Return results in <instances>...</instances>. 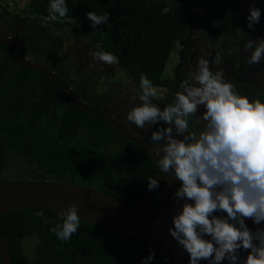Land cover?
I'll return each instance as SVG.
<instances>
[{
  "label": "trees",
  "instance_id": "obj_1",
  "mask_svg": "<svg viewBox=\"0 0 264 264\" xmlns=\"http://www.w3.org/2000/svg\"><path fill=\"white\" fill-rule=\"evenodd\" d=\"M51 0H27L23 12L35 21L60 26L63 19L70 18L74 33L85 41L96 45L102 52L118 57L117 64L121 71L139 88L140 77L146 75L153 86H161L168 91H179V85L189 80L184 69L187 46L188 21L185 11L201 10L199 21L211 42L221 37L236 38L246 26L243 15L239 13L236 0H65L68 12L65 17L50 18ZM264 9V0H261ZM169 7L167 14L162 9ZM108 15V22L91 26L87 12ZM264 33V17L262 20ZM179 49V60L173 67L172 76H163V69L174 44ZM2 58L12 60L15 67L5 77V89L9 95H26L32 88L35 94L26 106L23 128L39 129L43 114L56 108L60 119L56 127V138L64 146L69 145L79 136L90 148L101 149L106 143L113 144V150L106 154L109 174L101 182L102 191L138 206L149 191L148 177L155 178L158 170L154 162L134 142L130 141L113 126L100 118L72 106L62 87L44 74L20 65L14 58V43L0 45ZM93 72L80 75V85L90 81ZM236 92L250 100L264 102V90L257 91L247 82L234 84ZM114 90H102L97 96L99 107L110 99ZM173 102L164 99L158 102L163 108ZM190 119V130H195ZM156 130L148 129L147 136ZM18 141L9 132L0 133V169L9 150L19 149L29 158L40 161L44 152H36ZM46 153V152H45ZM65 166L51 168L49 173L62 176L59 168L73 173L77 169L80 183H84L87 159ZM91 161V160H90ZM5 182V181H1ZM70 182V181H69ZM180 183V182H179ZM43 212V216L36 213ZM61 213L45 208H19L0 215V234L5 240L13 264H143V259L150 250L155 251L151 264H177L159 251L132 238L101 228L80 220L76 233L68 241L60 240L51 229L62 225ZM28 236L36 239L33 244L34 260H29L23 252L21 241ZM1 264V261H0Z\"/></svg>",
  "mask_w": 264,
  "mask_h": 264
},
{
  "label": "clouds",
  "instance_id": "obj_2",
  "mask_svg": "<svg viewBox=\"0 0 264 264\" xmlns=\"http://www.w3.org/2000/svg\"><path fill=\"white\" fill-rule=\"evenodd\" d=\"M169 11L165 7L162 14ZM49 12L53 21L65 17V0H51ZM86 15L93 28L108 22L109 14ZM260 16L261 9L250 7L247 26L253 28ZM243 48L251 50L245 57L248 65L264 60V39H249ZM92 58L110 66L119 63L108 52L94 51ZM221 62L220 54L211 61ZM209 63L199 59L190 80L180 83L182 91L163 108L153 103L157 90L142 75L139 103L128 112L127 121L141 130L155 127L148 139L159 170L169 182H180L173 196L180 208L169 233L189 254V264H240L241 250L248 253L243 264H264V227L253 231L246 223L264 224V102L238 94L223 70L213 72ZM200 106L204 111L198 115ZM192 118L199 131L190 130ZM147 187L158 188L159 178L148 177ZM61 218L62 225L51 231L68 241L80 225L77 204L70 203ZM154 257L150 250L143 264H151Z\"/></svg>",
  "mask_w": 264,
  "mask_h": 264
},
{
  "label": "rangeland",
  "instance_id": "obj_3",
  "mask_svg": "<svg viewBox=\"0 0 264 264\" xmlns=\"http://www.w3.org/2000/svg\"><path fill=\"white\" fill-rule=\"evenodd\" d=\"M239 5V13L244 16L246 26L240 31L236 38L221 37L217 42H211L207 39L205 30L199 21L198 15L201 14V10L194 9L193 11H185V16L188 21L187 30V46H186V72L189 74L196 69V65L199 59L204 58L209 60L210 69L215 72L217 70H223L224 78L226 81L231 82L233 85L237 82H247L251 84L257 91L264 90V60L259 65H248L245 57L250 56L251 50L245 51L243 48L244 42L249 39H264V33L262 30V20L264 17V9L261 0H236ZM27 0H0V4L6 6L9 13L17 15L16 19L7 20L4 18V14L0 13V38L4 36L5 32L15 30L21 32V28L25 30V22L27 19L32 18L30 15L22 12ZM1 6V5H0ZM250 7H257L261 9L260 21L254 24L253 28H249L247 17L249 15ZM71 22L70 18L63 19L60 26H54L49 28L47 23L34 21L32 22L37 34L29 35L21 32L23 37H27L29 45L26 47L27 53L30 54L31 58L35 61L43 62L48 67L56 66L54 61L58 62L59 55L63 56L64 64L57 67V72L64 77L68 83H75L77 78L72 73L68 75L67 65H74L77 61L82 64L76 70V72H84L87 70L89 65L95 63L92 58V52L101 51L98 46H90L84 40L77 37L71 28V25L67 24ZM11 32V31H10ZM24 32V31H23ZM55 46L59 47L55 54ZM180 45L175 43L169 52L167 61L163 69V76H172L173 67L179 60V49ZM102 52V51H101ZM220 54L222 62L219 65L212 64L211 61L214 57ZM33 55V56H32ZM77 63V64H78ZM92 63V64H90ZM98 65V64H96ZM110 66V65H108ZM110 72L108 71V79L106 81V88H112L117 93L118 91L126 92V86L124 80H129L126 75L120 73L117 65H111ZM77 68V67H76ZM118 68V72L121 74L122 80L119 86L111 81V71ZM104 70V66L101 67ZM99 70V68H98ZM5 71L3 66H0V76ZM115 73V72H113ZM118 73V74H119ZM127 82V81H126ZM101 82L98 84H87L77 95V98L83 102L89 99H93L96 94L105 88ZM157 90V97L154 98L156 104L164 99L174 100L175 93L169 92L164 87L154 86ZM72 88L75 86L72 85ZM182 91V90H181ZM120 93L115 94L114 101L121 97ZM4 95L0 89V133L9 132L10 136L18 141L17 146L25 145L28 148L33 147L39 148L41 153L44 152L40 161L33 159L29 161L24 158V155L19 149L9 150L3 159V164L0 169V180L1 181H22V180H64L75 183L83 184L94 189L102 190L101 182L109 174V169L106 164V154L113 150V144L106 143L101 149H92L83 141L81 136L77 137L75 141L69 145L64 146L55 137L54 122L48 119V123L45 122L43 129L38 131L25 130L23 128V103L19 100H15L11 103L3 101ZM114 101L109 102L103 111L111 113L112 109L118 108V104ZM113 104V105H111ZM15 108L14 112L7 113L4 109ZM204 111L203 106L198 109V115ZM57 119V115H55ZM125 117V116H124ZM124 119L122 114L118 115L117 119ZM125 121V120H124ZM132 127V126H131ZM136 127V126H135ZM132 129H135L132 127ZM145 131V130H143ZM46 152V153H45ZM85 156L87 159L86 163V176H84L86 182L80 183V174L77 173V169L73 173L67 172L66 169L59 168L53 171H62V176H56L55 174L49 173L48 170L59 166H67L70 163H74L76 160L82 161L81 157ZM91 160V161H90ZM155 178H159V187L154 190H149L145 199L141 205L149 208L155 212L159 218L172 223L173 216L177 213L179 208L175 205L174 200L167 192L165 184L159 174H156ZM176 184L178 181H175ZM247 225L250 229L255 231L257 228L252 224L251 220H246ZM264 227V224L260 225ZM36 239L34 236H28L22 239L21 245L24 254L29 260H34L35 256L33 253V244ZM246 251L242 250L245 258L247 257Z\"/></svg>",
  "mask_w": 264,
  "mask_h": 264
},
{
  "label": "water",
  "instance_id": "obj_4",
  "mask_svg": "<svg viewBox=\"0 0 264 264\" xmlns=\"http://www.w3.org/2000/svg\"><path fill=\"white\" fill-rule=\"evenodd\" d=\"M4 43H15L17 45L16 61L22 66L44 74L59 84L72 106L107 122L141 148L156 165L158 173L166 182L173 198L177 188L174 182H169V177L163 176L160 172L155 154L148 142L136 136L134 132L111 115L75 97L70 86L58 74L35 61L26 59L24 57V43L20 38H0V44ZM73 202L78 206L80 220L141 242L169 257L177 264H189V254L177 244L169 233L172 223L151 214L139 205L133 206L102 190L71 183L67 179L60 181L22 180L0 183V215L19 208H45L62 213L66 212L69 204ZM178 206L180 207V205ZM239 255L240 264H243L246 258L242 250ZM0 261L1 264H13L7 244L1 234ZM200 264H208V262L201 261ZM223 264H229V262L225 260Z\"/></svg>",
  "mask_w": 264,
  "mask_h": 264
},
{
  "label": "flooded vegetation",
  "instance_id": "obj_5",
  "mask_svg": "<svg viewBox=\"0 0 264 264\" xmlns=\"http://www.w3.org/2000/svg\"><path fill=\"white\" fill-rule=\"evenodd\" d=\"M1 6H0V13L2 12L3 14H4V18H7V20H13V19H16L17 18V15L16 14H13V13H9V11L8 10H6V9H8L6 6H4V5H2V4H0ZM23 12V11H22ZM27 15V14H26ZM35 20H33V19H31V18H29V19H27V21L25 22V25H26V28H25V30H23V28H21V32L22 33H24V34H29V35H35V34H37V31L35 30V28H34V26H33V24H32V22H34ZM40 22V21H39ZM44 23V22H43ZM47 25H48V27L49 28H52V27H54V25H52V24H49V23H47ZM11 31V32H10ZM10 31H8V32H5V33H3V34H5L4 36H2V38H10V37H18V38H20L22 41H23V43H24V47H25V52H24V57L26 58V59H29V60H31V61H35L34 59H32L31 58V56H30V54L29 53H27V51H26V47L29 45V40L27 39V37H23L22 35H21V32L20 31H16L15 32V30H10ZM24 31V32H23ZM76 35V34H75ZM77 36V35H76ZM77 37H79V36H77ZM1 38V39H2ZM80 39H82V40H84L82 37H80ZM85 41V40H84ZM88 45H90V46H92V47H94L95 45H92L91 43H89V42H87V41H85ZM4 44H9V43H4ZM4 44H0V45H4ZM15 44V43H14ZM16 45V44H15ZM60 48L59 47H57V46H55V54H59V53H57L58 52V50H59ZM16 51H17V45H16V50H15V54H14V58H15V60H16ZM2 56H3V52H2V50H0V66H3L4 68H5V71L1 74V76H0V89H1V91H2V94L4 95V99H3V101H8V103H11V102H13V101H15V100H19V101H21V103H23V112H21L20 114H21V116H23V122H22V125H23V123H24V119H25V116H26V114H25V111H26V109H28V108H26V106L29 104V102H30V100L32 99V97L34 96V94H35V90H33L32 88L27 92V94L26 95H9L8 93H7V91H6V89H5V86H6V81H5V77L7 76L6 74L7 73H9L10 71H11V69L12 68H14L15 67V64H14V62L12 61V60H10L9 62H7L6 60H4L3 58H2ZM33 56V55H32ZM58 58H59V61L58 62H56V61H54V65H56V66H54V68L53 67H48V65H46V63H44V61L42 62H37V61H35V62H37V63H39L40 65H42V66H44V67H46V68H48V69H50V70H52L54 73H56V74H58V76H60L64 81H65V79H64V77L60 74V72L58 71H56L57 70V67H59V65H62V64H64V59H63V56L62 55H59L58 56ZM180 59V58H179ZM17 62V61H16ZM18 63V62H17ZM78 62L77 61H75L74 62V65H67V67H66V69H67V72H68V75H71L73 72V74L75 75V78H77V80H76V82L75 83H68L67 81H65L69 86H70V88H71V90H72V93H73V95L75 96V97H77V95H78V93L84 88V87H87V84H89V83H92V84H98V82H101L102 83V85L105 87V85H106V81H107V79H108V71L110 72V70H112L111 69V67L112 66H108L107 64H105V63H103V62H100V61H96L95 60V63L96 64H98V65H96V64H92V63H90V64H92V65H89V67H87V70L86 71H84V72H76V70H78V68L80 67V66H82V64H77ZM117 65V64H116ZM186 62H185V58H184V69L186 70ZM102 66H104V70L103 69H101V67ZM118 66V65H117ZM77 67V68H76ZM98 68H99V70H98ZM118 68H119V66H118ZM118 68H115V70H113V71H111V75L110 76H112V78H111V81L113 82V83H115V84H117L118 86H119V83H120V81L122 80V77H121V74L120 73H122L123 75H125L122 71H121V69L119 68V71H120V73L118 72ZM34 70V69H33ZM91 72H93V77H92V79L90 80V81H86L85 82V84L84 85H80L79 83H80V75L81 74H83V73H91ZM113 72H115V73H113ZM119 73V74H118ZM105 77H107V79L106 80H104V78ZM127 77V76H126ZM128 78V77H127ZM189 80H190V76H189ZM127 81V82H126ZM124 82H125V90H126V92H122V89H120L121 91H118L117 93L116 92H114V94H113V96L110 98V99H108V100H106L105 102H103V104L101 105V106H99L98 108L97 107H95V106H97L98 104H97V102H96V100H97V96H98V94L102 91V90H113L112 88L110 89V88H104V89H102V90H100L97 94H96V96L93 98V99H89V100H87L86 101V103L88 104V105H90V106H93V107H95V108H97V109H100V110H102L103 111V108L110 102H112V101H114V96H115V94H117L118 95V93H120L119 95L121 96V97H119L118 99H116V101H114V103L116 102L117 104H118V108H116V109H112V111H111V113H107V114H109V115H111L112 117H114L117 121H120L126 128H128L129 130H131L132 132H134L135 133V135L136 136H138L139 138H141L142 140H145L146 142H148L149 144H150V141H149V139H148V136H147V131H148V129L147 130H145V131H143V130H141V129H138L137 127H135L136 125L134 124V123H131V122H128L127 121V114H128V112L131 110V108L133 107V106H135L136 104H138L139 103V99H138V94L140 93V91H141V89L140 88H138L134 83H133V81L131 80V79H129V80H124ZM72 85L73 86H75V88H72ZM166 89V88H165ZM167 90V89H166ZM115 91V90H114ZM179 91H181V90H179ZM169 92H173V93H176L177 91H169ZM153 103H156L155 101H154V99H153ZM158 104V103H157ZM111 105H113V104H111ZM5 110V112L7 113V111L9 112V113H12V112H14V110H16L15 108H7V109H4ZM120 114H122V116H123V118L124 119H117L118 118V115H120ZM55 115H57L58 117H57V119H54V118H56V116ZM125 116V117H124ZM52 117H53V122H54V130H56V127H57V124H58V122H59V119H60V112H59V110L58 109H56V108H52V109H50V111H47L45 114H43L42 115V117H41V120H40V127H39V129H31L30 131H38V130H40V129H43V127L45 126V122L46 123H48L49 121H48V119L50 118V121H52ZM193 119V124H194V126L196 127V129L194 130V131H199L200 130V127H198L195 123H194V120H195V118H192ZM125 120V121H124ZM133 128H135V129H132V127ZM56 132V131H55ZM55 137H56V135H55ZM57 139V138H56ZM58 140V139H57ZM61 144V143H60ZM29 149H31V150H33L34 148L33 147H31V148H29ZM24 158L26 159V160H29V161H34L32 158H29V157H25L24 156ZM159 176L161 177V179L163 180V182H164V184H165V187H166V190H167V192L170 194V196H171V193H170V191H169V188H168V186H167V184H166V182L164 181V179L162 178V176L159 174ZM175 184H176V182L175 181H173ZM180 186V183H179V181L177 182V184H176V188H178ZM172 197V196H171ZM173 199V198H172ZM174 200V199H173ZM142 203V202H141ZM174 203H175V205L178 207V208H180L179 206H178V204L174 201ZM140 206H141V208H143L144 210H146V211H148V212H150L151 214H153V215H155V216H158L155 212H153V211H151L149 208H146L145 206H142L141 204H140ZM253 224V223H252ZM256 227H261L260 225H255ZM246 254H248L247 252H245Z\"/></svg>",
  "mask_w": 264,
  "mask_h": 264
}]
</instances>
